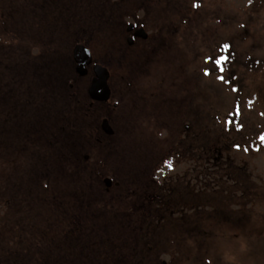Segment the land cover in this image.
Here are the masks:
<instances>
[{
	"label": "rangeland",
	"instance_id": "obj_1",
	"mask_svg": "<svg viewBox=\"0 0 264 264\" xmlns=\"http://www.w3.org/2000/svg\"><path fill=\"white\" fill-rule=\"evenodd\" d=\"M257 77L262 0H0V264H264Z\"/></svg>",
	"mask_w": 264,
	"mask_h": 264
},
{
	"label": "water",
	"instance_id": "obj_2",
	"mask_svg": "<svg viewBox=\"0 0 264 264\" xmlns=\"http://www.w3.org/2000/svg\"><path fill=\"white\" fill-rule=\"evenodd\" d=\"M73 60L75 62V71L80 76H85L88 73V67L92 64V56L89 50L82 44H77L73 48ZM94 73L91 79L88 95L95 101L106 102L109 99L110 91L107 84L108 70L101 64L95 63L92 65ZM104 130L111 133L108 126L104 122ZM109 181L107 180V183Z\"/></svg>",
	"mask_w": 264,
	"mask_h": 264
},
{
	"label": "flooded vegetation",
	"instance_id": "obj_3",
	"mask_svg": "<svg viewBox=\"0 0 264 264\" xmlns=\"http://www.w3.org/2000/svg\"><path fill=\"white\" fill-rule=\"evenodd\" d=\"M114 27H115V35H116V37H118V39H120V40L121 39L125 40V44L127 45L128 48H132V47L136 46L139 43V41H147L148 38H149V33H147L145 28L143 26H141V25L136 24L135 22H125V21L119 22L118 21L116 23V26L114 24V26H112L111 28H114ZM86 48L90 52V49L88 47H86ZM90 54H91V52H90ZM91 56H92V54H91ZM92 59H93V56H92ZM93 76H94V73L92 71V78H93ZM81 77H84V76H81ZM109 79H110V74H109V71H108L107 84L109 82ZM108 88H109V91H110V95H109V99H110L111 95H112V91H111V89L109 87V84H108ZM87 93H88V90H87ZM109 99L106 102H108ZM91 100L94 101V102H101V101H95L93 99H91ZM102 103H105V102H102ZM104 122L106 123V121H104ZM103 125H104V123H103ZM108 128H109V126H108ZM109 130H111V129H109ZM107 180L105 182H106L107 185H109L110 182L107 183Z\"/></svg>",
	"mask_w": 264,
	"mask_h": 264
},
{
	"label": "trees",
	"instance_id": "obj_4",
	"mask_svg": "<svg viewBox=\"0 0 264 264\" xmlns=\"http://www.w3.org/2000/svg\"><path fill=\"white\" fill-rule=\"evenodd\" d=\"M262 1L264 2V0ZM253 97L256 103L264 108V79H257L255 87L253 88Z\"/></svg>",
	"mask_w": 264,
	"mask_h": 264
},
{
	"label": "snow or ice",
	"instance_id": "obj_5",
	"mask_svg": "<svg viewBox=\"0 0 264 264\" xmlns=\"http://www.w3.org/2000/svg\"><path fill=\"white\" fill-rule=\"evenodd\" d=\"M233 90H235V89H233ZM261 140L264 141V136L261 137Z\"/></svg>",
	"mask_w": 264,
	"mask_h": 264
}]
</instances>
